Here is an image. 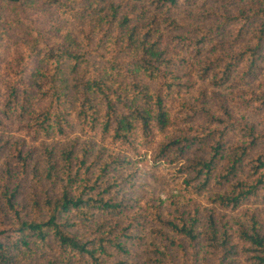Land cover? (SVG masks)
<instances>
[{"label":"trees","instance_id":"obj_1","mask_svg":"<svg viewBox=\"0 0 264 264\" xmlns=\"http://www.w3.org/2000/svg\"><path fill=\"white\" fill-rule=\"evenodd\" d=\"M220 1L233 7L205 15L216 26L173 37L172 16L186 0H0V124L15 119L34 141L64 139L79 127L134 155L161 139L156 163L197 154L184 194L228 189L210 202L235 217L208 214L182 197L187 207L177 208L176 221L159 220L171 235L156 264H264V215L242 208L264 198V130L235 115L223 97L215 100L217 110L178 99L196 75L234 88L241 105L264 110V78L260 91L251 87L264 76V0ZM8 47L11 60L1 70ZM205 49L211 56L203 60ZM11 157L21 176L29 173L23 147L14 145ZM87 157L64 152L58 173L48 154L46 178L59 188L57 197L30 213L6 185L0 264H124L115 260L129 255L132 238L94 215L115 218L129 209L105 178L130 160L110 158L92 182ZM4 171L9 179L10 164ZM73 217L97 231L78 234ZM132 220L129 226L138 216Z\"/></svg>","mask_w":264,"mask_h":264},{"label":"rangeland","instance_id":"obj_2","mask_svg":"<svg viewBox=\"0 0 264 264\" xmlns=\"http://www.w3.org/2000/svg\"><path fill=\"white\" fill-rule=\"evenodd\" d=\"M186 1L187 3L172 16L176 19L178 28L174 31H169L173 28V26H169L166 29L173 37L178 34L181 36L188 34L186 32H190V30L195 28L208 30L217 25L214 19L205 18L208 12L226 14L233 7L220 0ZM208 45L211 44L209 43ZM9 50V47L4 48L1 70L2 66L9 64V60H11ZM209 56L211 54L205 49L202 59L205 60ZM263 78L264 76L258 77L251 84V87L257 88L259 84H263ZM192 82L195 85L192 86L188 93L180 94L179 100L183 99L190 105L204 101L207 106L217 110L215 100L223 97L233 106L232 112L235 115L243 116L257 130H264V110H256L254 107L241 105L240 95L237 94L234 88L226 85L217 86L214 84L213 79L207 80L204 78L202 80V78H197L196 75H194V81L191 80ZM260 90L261 88L258 87L257 91ZM160 142L161 139L155 144L154 149L151 148L148 152L142 149L137 155H134L131 152L119 151V149L107 142H101L99 138L97 139L94 135L81 131L79 127L75 128L64 139L54 138L34 141L25 134L19 121L10 119L2 122L0 124V207L2 206L6 185L9 187V192L14 189L18 190L17 203L20 204L23 211L28 213L32 212L35 204L41 206L47 196L57 197L59 188L51 186L46 178L48 154L50 153L54 155L58 164L56 170L58 173L61 171L62 154L64 152L73 150L78 156L86 153L88 159L84 170L90 169V172L95 174L92 182L96 180L100 171L99 168L110 158L116 160L124 157L128 158L131 163L130 166L124 168L117 166L115 171L108 173L105 180L109 181L112 194L126 204L129 203L128 210H131H127L122 216L115 218L101 216L96 212L94 218L95 221L97 219L100 225L105 224L104 226L106 227L114 226L118 230H125L127 236L132 238L131 241L126 243L129 255L124 258H117L115 261H123L124 264H156L159 259L156 253L160 252L163 246L170 248L169 242L165 241V238L171 235L170 231L159 220L175 222V218L179 216L176 211L177 208L183 211L187 207L180 202L182 197H192L190 206L198 205L200 208L208 210V214H210L211 209H214L216 213L226 219L236 216V213L221 210L210 202L214 195L225 193L228 190L227 188L218 189L210 186L202 194H184L185 181L190 177L187 171L192 163L190 160L194 159L197 154L196 152H191L190 155L179 160L178 164L156 163L154 158ZM16 144L19 147H23L24 154L27 155L30 162L29 173L23 176L20 175L15 161L11 157L13 146ZM8 164L12 168V174L9 179H6L4 170ZM242 208L260 210L264 215V198L252 199L244 203ZM133 216H138L137 223H135V226H129L131 222H136L132 220ZM73 219L74 221L78 220L76 229L78 234L89 236L95 230L97 231V227H92L93 224L89 221L79 220L75 217ZM53 252H59V250L54 248Z\"/></svg>","mask_w":264,"mask_h":264}]
</instances>
